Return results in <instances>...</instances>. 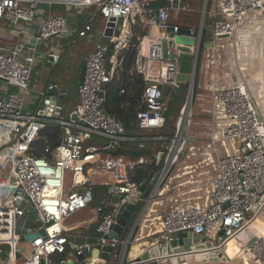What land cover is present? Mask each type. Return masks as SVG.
Instances as JSON below:
<instances>
[{
  "label": "built area",
  "instance_id": "1",
  "mask_svg": "<svg viewBox=\"0 0 264 264\" xmlns=\"http://www.w3.org/2000/svg\"><path fill=\"white\" fill-rule=\"evenodd\" d=\"M165 1L161 6H153L152 0H0V20L7 19L11 24L35 20L40 5L53 2L77 7L96 4V10L104 19L123 18L119 35L108 37V42H97L85 58L84 79L77 89L79 101L68 111L60 101L64 92L56 83H49L44 90L38 91L39 98L34 95L35 109L28 108L29 101H26L33 73L37 70L39 45L70 34L64 14L49 13L41 18L34 42L18 41L5 49L0 48V264H40L42 258L45 264H77L73 257L80 252L82 244H76L70 259L56 260L52 256L66 253L70 243L68 232L76 226L71 218H77L86 209L94 213L93 221L88 222L95 225L96 242L107 241L104 235L116 222L119 208L140 185L128 177V168L134 164L131 156L113 153L109 148L119 140L134 138H139V145L143 146L142 140L147 137L129 136L124 124L104 110V94L107 83L122 67L123 50L136 37L134 26L155 29L156 34L137 35L136 70L143 74L147 83L142 94L143 106L137 110L136 118L142 129L163 126L167 98L161 85L180 87L177 79L179 55H173L172 49L167 47L165 31L169 10L176 8L179 1ZM263 4L264 0H221L212 23L213 35L230 36L237 21ZM91 30L92 25L85 23L76 29L77 37L72 35L70 41L77 42L78 37H86ZM58 42L54 40V46H58ZM110 48L111 55L107 57ZM48 54L57 60V52ZM12 86L21 91H12ZM193 86V80L186 83L187 97L178 109L173 132L169 136H152L163 140L164 146L161 158L154 155L155 160L162 162L150 176L157 173L155 188L163 183L171 168L184 156L187 145L195 139L191 131ZM49 89L54 91L50 93ZM123 90L121 88L120 92ZM238 94L244 99L239 100ZM250 95L240 84L215 91V102L230 122L225 124L218 138L212 139L217 175L209 181L210 202L180 204L166 212L162 219V236L189 231L212 238L214 245L221 248L256 215L259 203L264 200V120ZM47 122L60 126L61 140L52 149L44 148L50 153L49 157L36 156L29 151L30 145ZM93 136L108 139L109 143L92 141ZM217 142L231 145V148L226 147V153L219 154ZM90 170L111 178L100 181L107 185L110 197H96V183L88 178ZM67 176L71 179L69 188L66 187ZM117 194L121 198H115ZM40 228L44 229V234L24 240L26 249L20 245L19 234ZM110 241L114 244L116 240ZM121 242L125 250L129 240ZM2 252L6 253L5 257ZM177 255L183 253L171 256ZM165 257L159 255L150 259L156 264H168ZM97 259L93 257L87 263L95 264ZM189 261L182 259L177 264H189Z\"/></svg>",
  "mask_w": 264,
  "mask_h": 264
},
{
  "label": "crops",
  "instance_id": "2",
  "mask_svg": "<svg viewBox=\"0 0 264 264\" xmlns=\"http://www.w3.org/2000/svg\"><path fill=\"white\" fill-rule=\"evenodd\" d=\"M178 1V6L169 10L168 22L175 25H183L190 27L192 33L194 35L200 34L201 38L203 31H205L207 34L205 42L201 45L199 51L200 54L198 59L199 65L197 73V81L199 88L198 98L207 101V103L206 106H202V108H197V111H199L198 114L200 115V117H203L202 115H204V117L206 116L208 119H210L209 127L207 126L203 132L208 133V136L203 138L202 130L198 128V125H196V128L193 130L195 138L194 141H196V139L201 138L202 141H204L202 142L203 144H193L187 147L184 156V158L186 157V159L182 158L183 160L181 159L182 161L178 162L179 164H176L175 168L173 169V172H171L172 174L169 175V181L165 182L166 184L164 186V189L160 191V193H163L159 195H163L167 193V191L173 193L170 197L172 202H170V204H160L159 206L158 202L151 204L152 211H148L149 205L151 203V201L149 202V200H151L152 198L154 199L156 195H158L157 191L161 188V186H163V184H161L157 189H155L153 196L148 200L146 207L142 211L132 230L129 242L124 250V263H129L130 261L134 260L137 256L146 259L151 257L153 258L159 255H166L167 257H165L164 261L168 264H173V258L180 256H171L173 255V253L161 254L163 245L160 244L159 238L162 236L161 232L163 230L162 219L163 215L166 212L174 209L180 204L184 206L198 205L201 204L204 200H206V202L210 200V185L209 187L204 186L206 184V182L204 183V181L207 175L210 174V176H214V174L216 173V151L212 143V139L218 138L221 135V133L225 129L226 121L225 117L221 113V110L215 102L214 94L217 89L226 88L228 86L234 85L233 82L236 80L238 81V76L235 78L234 76H232V64L228 62L225 56L224 50L227 48V46H225L224 42H229L230 48L233 51L234 60H237L235 67L237 72L238 48L246 47V45H251L255 35L251 33L253 29H250V27L253 26V24H260L262 23V21H264V18H256V16H251V14L253 13V9H251L248 12V17H246L245 19H241L239 22H236V29L230 36L215 37L212 33V23L217 17L221 0H210L209 3L208 0ZM53 5H59L61 6V8H56L54 10ZM56 12H62L65 15L68 22L70 34H68L67 36L62 35V37L59 38L57 37L53 39H48L47 41H44L42 44L39 45V58L37 61V70L33 73L28 93H30V98L33 99L35 97L34 95L37 96L38 91L44 90L49 83H56L58 87H60L61 90L64 92L62 96H64V99L66 101H61L62 96L60 97V101L64 104L65 110L68 111L73 109L79 101L77 93L78 86L80 85L78 82V75L82 63L85 61L87 55L93 50L97 42L106 41V37L103 35L104 19H102V16L100 14H98V11L96 10V4L77 7L75 5L67 3H42L39 9L37 10V18L33 21L20 22V25H16L11 24L7 19H1L0 34L2 35V39H0V48L5 49V47H9L12 43L18 41L26 43L34 42L35 37L38 33L41 18H43L49 13ZM82 15L85 17L84 21H87L86 23H90L92 25V30L86 37H78L77 42H69L70 45L67 46V50L63 52L62 48L60 47V41L62 39L70 41V38H72L73 36L77 37L75 31L78 27L82 26V23H80V16ZM244 20L246 24L241 25ZM244 26L247 27L244 28ZM139 27L141 28V30H143V33H157L155 29L146 30L141 26ZM240 28H244L245 30H247V32L238 35V33L242 31L240 30ZM56 39H58L59 41L58 46H54V40ZM50 51L58 53L57 60H53L52 58L50 60L48 59V52ZM71 51L77 56L80 55L79 57L83 58V61L79 64L78 67H76V65L73 63V70L65 71L61 62L62 57L63 55H65L66 53H70ZM46 61L52 64L54 63L56 65L59 64L58 72L55 74H51V67L50 65L46 64ZM136 65L137 62L135 60L133 66L135 69ZM240 72V75L246 81H252V83L255 82L254 84H256L257 86L253 87V92L256 96L258 95L257 104H264V83H262L261 81L260 82L262 84L257 82L259 76L257 75L256 68L248 66V64L245 62L242 64ZM237 73L235 75H237ZM241 76L239 77L240 79H242ZM232 78H234L235 80H233ZM10 89L12 91H21L17 87L13 86L10 87ZM261 93L262 98L260 99ZM33 100L29 101L28 106V108L32 110L36 107L33 104ZM200 103H202V101ZM32 105H34V107ZM216 145V149L219 154H225L227 151L225 150L226 147L227 149L231 148V145H224L221 142H217ZM157 153L155 154L157 155ZM154 155L152 156L153 158ZM146 159L147 158L145 157H139L138 159L133 160L134 164H136L137 162L146 161ZM156 162L158 161L156 160ZM174 180H176L177 182L175 187L170 185ZM94 182L96 184H103L100 181ZM180 183L186 185V188H190L183 189V187L180 186ZM139 201H143V199H140ZM87 210L88 209H86V211ZM86 211H84L83 214L77 216V218H71V223L76 226L70 232H68L70 243L68 244L69 247H67V251L65 253V259L72 258L73 247L71 244H88L94 243L97 240V237L94 238L91 233L92 226L94 225V223L88 222L93 221L92 219H94V213L92 210L89 212ZM121 252L122 250L117 251L118 255L112 258V264L118 263ZM235 258L238 259V256ZM180 261H178V263ZM232 261L233 259L228 262H203L206 264H229V262L232 263Z\"/></svg>",
  "mask_w": 264,
  "mask_h": 264
},
{
  "label": "trees",
  "instance_id": "3",
  "mask_svg": "<svg viewBox=\"0 0 264 264\" xmlns=\"http://www.w3.org/2000/svg\"><path fill=\"white\" fill-rule=\"evenodd\" d=\"M210 0H208V3ZM165 0H152L153 6H161L165 4ZM61 8L59 5H53V9ZM253 13L251 16H256V18H264V4L259 9H253ZM98 14H100L98 12ZM83 16V15H82ZM80 16V23L84 25L87 21H84L85 17ZM245 19V18H243ZM89 22V21H88ZM242 30L238 35L247 32L244 28H240ZM134 32L136 37L131 40V44L129 47L123 50V61L122 67L120 70H116L112 79L107 83L105 94H104V102L103 108L104 110L118 118L125 126L126 133L132 137H147L143 139V146H140L139 138L127 139V140H119L114 143L109 151L113 153L126 154L131 156L133 159H138L139 157L147 158L146 161L137 162L133 166L128 168V177L131 181H134L136 184L143 183L150 175L158 170L161 167L162 162H156V160L152 157L155 153L158 152L160 146L163 143V140L153 139L152 136L157 134L167 135L169 136L174 129L175 119L178 113V109L180 104L182 103L185 93H180L178 89H174L169 84L161 85L163 89V93L167 98V111L164 119V124L161 127L152 128V129H142L137 125L136 113L137 110L143 106L142 94L145 88L147 81L145 80L143 74L138 72L133 66L136 60L137 48L135 45L138 42L137 35H142L143 30L138 25L134 26ZM207 34L205 31L202 32L201 45L205 42ZM106 42H108V38L106 37ZM61 48L63 52L67 50V46L70 45L71 41L62 39ZM70 42V43H69ZM111 55V48L108 50L107 57ZM46 64L51 67V74H55L59 70V64H52L46 61ZM198 65L194 80L193 86V101L196 102L198 99ZM123 88V92H120V89ZM61 101H66L64 96H62ZM67 111V110H66ZM196 125H194V129ZM62 130L59 125L47 122L38 130V133L34 137L29 151L36 156H50L49 152H45L44 148L48 146L50 149L54 148L61 140ZM192 142V141H191ZM90 181H109L106 175L102 174H94L90 177ZM94 189L96 193V197H110L107 193V185L105 184H94ZM143 201H138L134 210L131 212V215L127 221L126 227L121 234V238H124L126 233L128 232L130 225L137 213L139 212ZM107 209V208H106ZM257 219V218H256ZM254 220L252 222V226L246 227L245 229H249L251 232L255 227L259 225V220ZM94 226H92L91 233L94 238L98 236V233L95 231ZM69 237V236H68ZM247 236H244V238ZM7 246V245H4ZM69 247V246H68ZM242 258L241 261L239 259L233 258V264H256L251 260L246 259L242 254H239L238 257ZM56 260L65 259V253H59L52 256ZM237 257V256H236ZM232 260V259H231ZM208 262V261H207ZM212 263V262H211ZM189 264H206L203 261H198L194 259H190Z\"/></svg>",
  "mask_w": 264,
  "mask_h": 264
},
{
  "label": "water",
  "instance_id": "4",
  "mask_svg": "<svg viewBox=\"0 0 264 264\" xmlns=\"http://www.w3.org/2000/svg\"><path fill=\"white\" fill-rule=\"evenodd\" d=\"M177 2L178 0H173ZM184 1V0H183ZM122 16H110L107 19H104V28L103 35L105 37L117 36L120 33L122 27ZM177 26V29L174 30V27ZM167 38L166 45L167 47L172 49V54L179 55V67H178V76L177 79L180 82V87L178 88L180 93H185L187 91L186 83L191 80H195L197 63L200 54L201 48V37L199 35H194L190 27L183 25H175L169 23L165 28ZM48 59H51V55H48ZM85 73V62L82 63L79 75L78 82L82 84ZM50 93L54 91V89L48 90ZM56 99V96H54ZM41 104V103H40ZM40 114H43L42 111H39ZM163 116H166V111L163 112ZM75 117V116H74ZM92 141H96L101 144H108L109 140L94 136L91 137ZM164 146L162 145L160 150L157 153L158 158H161L163 155ZM157 173L154 174V177L146 179L143 183L137 186L136 189L130 192V195L127 199V203L124 206L119 208L117 213L116 222L112 225L111 230L104 235L107 239L105 243L94 242V243H84L80 247V252L75 253L73 257V261L77 264H89L87 263L88 259L93 257H98L95 261V264H110L113 257L117 256V251L122 250L119 260L117 264H156L155 260L150 258L143 259L140 256H137L134 260L129 263H124V249L123 244L121 242L122 239H130L132 230L140 217L142 211L147 205L148 200L153 196L156 187L155 177ZM115 198H121V195H114ZM140 199H143L144 203L137 213L133 223L131 224L128 232L126 233L124 238H121V234L124 231L127 221L131 215V212L134 210L136 204ZM39 234H44V229L40 228L38 231H30L26 233L19 234V238L21 240H32ZM111 239L116 240L114 244L111 243ZM73 248H76L77 245L71 244ZM1 255L3 257L6 256L5 252H2ZM19 256V253L16 254ZM40 264H45L44 258L41 259ZM112 264V263H111Z\"/></svg>",
  "mask_w": 264,
  "mask_h": 264
},
{
  "label": "rangeland",
  "instance_id": "5",
  "mask_svg": "<svg viewBox=\"0 0 264 264\" xmlns=\"http://www.w3.org/2000/svg\"><path fill=\"white\" fill-rule=\"evenodd\" d=\"M57 13H62V12H57ZM248 16H246V17H248ZM102 19H104V18L102 17ZM244 24H246L245 23V20L242 22L241 25H244ZM16 25H20V24L18 23ZM245 27H247V26H244V28ZM250 29H253L251 31V33L253 35H255V36L253 38V42L251 43V45H246V47H239L238 48V63H237V65H238L237 72L238 73L236 72V69H235L237 60L236 59L234 60L233 51L230 48L229 42H227V41L224 42L225 46H227V48L224 51H225V56H226L228 62L230 64H232V76H234V78L238 76V81L236 80L233 83L234 84L243 85L245 87L246 91H249L250 92L251 99L255 102L254 104L256 105V109L259 110L260 116L264 120V111L261 110L260 107L257 104V97H258V95L256 96L254 94V92H253L254 91L253 90V87L254 86L256 87L257 85L254 84L255 82L252 83V81H249V82L246 81L240 75L241 74L240 70H241L242 64L246 62L248 64V66H250V67L252 66V68H256L257 75L259 76V79H258L257 82H259L260 84L264 83V21H262V23H260V24H258V23L257 24H253V26H251ZM0 39H2V35L1 34H0ZM79 56H77L75 53H72V51L70 53H66L65 55H63L61 62H62V66L64 67L65 71H71V70H73V67H72L73 66V63L76 65V67L79 66V64L83 61V58H81ZM63 73H65V72H63ZM236 73H237V75H235ZM240 76L242 77V79L239 78ZM234 78H232V79L235 80ZM29 94L30 93H27L26 101L27 100L28 101L33 100V99L30 98V95ZM192 95H193V92H192ZM186 97H187V94L185 93V96H184V99H183L182 103L185 101ZM37 98H39V96H36V99ZM261 98H262V93L260 94V99ZM201 101H202V103H200ZM191 102H192V108H193V119H192V128H191V131L193 133L194 125H198V128L202 130V137L203 138L204 137H207L208 136V133H203V132H204V129L207 126L209 127V125H210V119H208L206 116L204 117V115H202L203 117H200V115L198 114L199 111H197V108H202V106H206L207 101L198 98V99H196V102H194L193 101V96H192V101ZM32 106L34 107V105H32ZM229 122H230V119H226L225 124H228ZM202 142H204V141H202L201 138L200 139H196V141L193 140L192 142H190L187 145V147L189 145H193V144L202 145L203 144ZM184 156H185V154H184ZM184 156L182 158L183 159H186V157L184 158ZM181 159L178 162H180V161L183 160V159L182 160ZM176 164L171 168V170L169 171L168 175L164 179V181L162 183L163 186H161V188L157 191V194L158 195H156V197L154 199L152 198L151 200H149V202L151 201V203L149 205L148 211H152L151 204H154V203H157L158 202V206H159L160 204H163L164 205L165 203L166 204H170V202H172V200H171L170 197L172 196L173 193H170L169 191H167V193H165L163 195H159V194H162L163 193V192L160 193V191H162L164 189V186L166 184L165 182L166 181H169V178H170L169 175L172 174L171 172H173V169L175 168ZM215 174H214V176H212V175L210 176V174L206 176L205 181H204V183L206 182V184L204 186H208L209 187V181L213 177H215ZM176 184H177V182H176V180H174L170 185H172L173 187H175ZM70 186H71V179H70V176H67V178H66V187L69 188ZM180 186H182L183 189L190 188V187H187L186 188V185H184L183 183H180ZM170 189H171V187H170ZM263 205H264V200H262L259 203V205H258L257 213L260 211L258 213V216L257 217L254 216L255 219L257 218L256 220H259V222H258L259 225L257 227H255L251 232L249 231V229H244L240 233V237H241L242 240H246L247 241L251 236H255V235H258L259 236V235L264 234V207H263ZM252 222L253 221H250L249 224H247L245 226L246 227H248V226L250 227V225L252 226L253 225ZM244 236H247V237L244 238ZM20 245H23L24 248L26 249V242L24 240H20ZM221 248H223V247H221ZM182 259H185V260L188 261V259L189 260L191 259V256H190L189 253H183L182 256H178V257L173 258V260H172L173 261V264H177L178 261H180ZM238 259L241 260L242 259L241 256L238 257ZM232 263H233V261H232ZM232 263L229 262V264H232ZM218 264H225V263H218Z\"/></svg>",
  "mask_w": 264,
  "mask_h": 264
},
{
  "label": "bare ground",
  "instance_id": "6",
  "mask_svg": "<svg viewBox=\"0 0 264 264\" xmlns=\"http://www.w3.org/2000/svg\"><path fill=\"white\" fill-rule=\"evenodd\" d=\"M226 94L230 95L229 92ZM232 94L237 96L234 92ZM238 99L243 100L244 98L238 94ZM258 106L264 111V104L259 103ZM94 174L106 175L101 172L94 173L90 170L88 178ZM216 175L217 168L215 176ZM106 176L108 180H111L108 175ZM209 202L210 200L206 203ZM258 213L255 217L258 216ZM255 217L251 221H254ZM245 228L246 226L232 238L228 239L223 248L215 246L212 238L200 234H193L189 231H183L173 235H163L159 238L160 244L163 245L161 254L188 252L191 253V259L208 262H228L239 254H242L246 259L251 260L256 264H264V234L251 236L247 241L242 240L240 233Z\"/></svg>",
  "mask_w": 264,
  "mask_h": 264
}]
</instances>
